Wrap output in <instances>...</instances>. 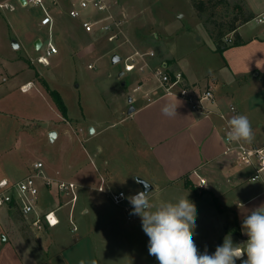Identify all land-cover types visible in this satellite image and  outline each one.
Segmentation results:
<instances>
[{"label": "rangeland", "instance_id": "1", "mask_svg": "<svg viewBox=\"0 0 264 264\" xmlns=\"http://www.w3.org/2000/svg\"><path fill=\"white\" fill-rule=\"evenodd\" d=\"M45 1L55 19L51 31L41 25L42 8L19 0H0V5H6L0 8V176L17 179L29 174L35 162H42L46 170L57 172L56 178L60 180L95 187L101 181L93 163L108 159L118 165L119 170L106 189H122L131 196L129 170H145L148 160L133 154V142L127 135L122 136L127 124L118 120L120 108L129 101L128 91L137 83V78H128V74L119 77L125 57L135 50L154 51L158 60L168 61L172 50L191 72L202 73V68L214 65L217 55L210 53L213 40L206 35L214 40L221 35L224 39L230 37L231 24H240L249 15L246 6L243 0H202L207 9L201 14L192 0H118L128 22L123 27L121 40L109 43L103 36L85 33L81 23L67 15L70 6L79 0ZM38 40L42 46L37 49ZM49 40L58 53L49 59V64H39L37 59ZM90 44L97 48L105 45L112 57L95 65L98 55L81 51ZM114 56L120 57V61L113 63ZM154 59H150L151 64ZM89 65L95 68L90 69ZM28 80L32 87L25 92L21 86ZM44 83L61 94L67 107V120L71 122L63 118ZM250 93L249 87L243 88L238 97L248 95L244 97L248 103ZM240 107L243 111V104ZM91 126L96 128L97 134H91ZM106 127L107 131L99 133ZM52 134H55L54 140ZM260 142L252 141L263 144V140ZM99 146L104 149L99 151ZM94 151L98 154L96 158ZM191 180L195 191L185 184L175 188L161 186L156 194L150 193V199L153 203L174 202L188 194L197 209L194 242L201 254L205 250L213 254L228 235L234 244L246 242L245 234H237L240 221L233 207L221 204L212 193L201 188L199 182ZM55 194L52 191L48 202L40 209L53 203L61 205L58 212L61 224L56 229L50 231L51 226L44 216H40L39 226L33 224L38 218L36 215L25 218L15 212L11 218L14 232L21 231L29 247L40 248L42 233L46 238L70 241L62 250L68 264L82 261L83 264L93 261L96 264H159L149 255V238L142 230L141 217L134 215V222L129 224L122 208L105 203L99 211L113 214L120 211L118 220L112 223L104 218L82 220L79 213L84 209L91 213V206L82 204V209L79 205L75 210L78 203L64 205L67 199L55 201ZM105 221L123 231L116 235L90 236L88 230L97 222L104 225ZM243 259H247L246 255ZM236 264L242 261L238 259Z\"/></svg>", "mask_w": 264, "mask_h": 264}, {"label": "crops", "instance_id": "2", "mask_svg": "<svg viewBox=\"0 0 264 264\" xmlns=\"http://www.w3.org/2000/svg\"><path fill=\"white\" fill-rule=\"evenodd\" d=\"M243 2L253 19L240 25L235 33H229V36L233 37V41L235 35H238V45L229 46L222 53L218 52L215 40L207 34V38L213 40L210 53L217 54V58L214 57V65L202 68V73L191 72L184 61L177 57L172 50L168 61L158 60L157 55L152 61L153 66L166 62L172 72H182L186 83L196 86L200 90L208 86L212 87L218 106L215 114L210 117L201 116L185 100L177 97L179 101H176V96L162 94L150 76L149 78L146 76L145 78H148L146 80L143 76L131 73L128 74V78H137V83L135 86L133 85L131 91H128L126 97H130L129 101L120 108L118 119L127 124L126 132L122 136L127 135L133 142L135 152L133 154L148 160V167L145 170L140 168L129 170L131 179L128 182L132 195L142 191L136 178L148 181L154 187L153 194H156L161 186L175 188L184 185L186 181L192 182L191 179L198 182L197 177L194 176V172H198L206 180L204 189L212 193L221 204L233 207L232 211L240 221V233H243L244 216L250 210L264 205V180L252 182L250 178L254 174V168L238 166L234 157L225 154L224 128L226 121L220 116L222 113L226 118H230L229 106H236L240 114L248 116L254 132V140H258L259 143L263 140L262 143H264V24H259L256 20L257 17L264 16V0H243ZM105 49V45L97 48L94 44H90L81 51L96 53L98 55L95 60L96 65L104 62V59L112 57L109 56L111 51ZM13 69L17 70L15 67ZM142 81L146 84L140 91L135 92L134 88ZM28 83L32 87L30 80L21 87ZM125 85L126 83H124ZM247 87L251 90L249 96L253 97L252 99L248 98V103L244 99L248 95L244 94L242 97H238V92ZM169 100L180 103L177 108L178 116L175 118L166 117L161 112L164 103ZM242 104L243 111L240 107ZM127 109L130 111H126V113ZM132 109L133 111H131ZM65 119L67 120L68 116ZM90 128L94 129L91 134H97L95 127L91 126ZM107 130V127L100 129L99 133ZM98 149L102 151L104 148L99 146ZM97 155V152L94 151L93 157L96 158ZM93 166L100 181L104 179L105 186L109 188L108 185L112 182L116 174L115 171L119 170L118 165L104 159L96 164L93 163ZM45 171L47 177L55 182L41 190L38 214L44 216L47 212L54 210L60 220L58 212L61 205L58 203H53L52 206L48 205L44 210L40 209V206H44V203L48 202L52 191L57 195L55 201L59 198L67 199V201L69 199L58 191L56 181H63L56 178L58 173H53L50 168ZM29 174H24L17 179L0 176V181L7 179L10 182H17ZM100 183L95 187L77 185L78 206L75 210L79 205L80 209H82V204L89 205L93 211L89 213L87 209L82 210L83 212L79 213L82 220L104 218L112 223L121 217V212L115 211L113 214L112 212L102 213L99 211L102 204L112 203L107 194L98 191ZM114 191H123L128 196V193L122 189ZM66 202L64 205L67 204ZM15 212L17 211L9 209L0 212V264H68L62 257V250L70 244V241H63L61 238H46V235L41 233L40 248L32 249L23 239L21 231L15 233L13 230L11 218L15 216ZM84 212L87 214L82 216L81 214ZM108 221H105L104 225L97 222L93 229H87L90 236H95L97 233L104 236L116 235L123 231L119 230V227L109 225ZM56 227H50V231ZM95 244L97 243L95 242Z\"/></svg>", "mask_w": 264, "mask_h": 264}, {"label": "built area", "instance_id": "3", "mask_svg": "<svg viewBox=\"0 0 264 264\" xmlns=\"http://www.w3.org/2000/svg\"><path fill=\"white\" fill-rule=\"evenodd\" d=\"M25 5L42 8L44 17L41 20V25L48 27L50 31L53 30L55 19L45 0H25ZM5 6L0 5V8ZM67 15L71 19L78 20L85 33L103 36L109 43L121 40V37L124 35L123 27L128 22L127 15L119 8L118 0H79L70 6ZM256 20L259 24H264V16L257 17ZM224 41L227 44H231L233 37H228ZM43 52L38 57L37 62L39 64H49V59L58 53V49L52 40H49L43 48ZM155 57L154 51L141 52L135 50L133 54L125 57L124 69L121 72H123V75L136 73L144 78L146 76L149 78L150 76L157 84V88L162 91V94L176 96L185 100L201 116L210 117L217 112V100L212 87L208 86L200 90L196 86L187 84L182 72H172L166 62L153 66L150 63V59H154ZM89 68L94 69L95 66L89 65ZM148 78L145 79L148 80ZM144 84L146 83L140 82L134 88V91H140ZM30 88V84H27L22 87V90L26 92ZM229 111L231 113L230 118H226L224 114L220 113L221 118L226 121L224 128L225 154L234 157L238 166L254 168V174L250 178L252 182L264 180V143L227 142L228 121L235 115H241L234 105L229 106ZM194 175L198 178L199 186L204 188L206 180L198 172H194ZM53 182L55 181L47 177L42 162L35 163L32 172L20 181L10 182L7 179L1 180L0 212L4 209L14 210L25 218L36 215L38 218L33 221V224L39 226L40 216L38 208L41 190L45 186L49 187L53 185ZM56 182L60 194L69 198L67 204L75 205L78 201L77 185L74 182ZM105 183L106 181L102 179L98 191L107 194L114 205L122 208L127 222L132 224L134 222V215L130 213H132L133 206L128 202L127 194L123 191L106 190ZM121 193H123V197ZM44 218L51 227H56L60 223L54 210L44 214ZM73 230L77 231V228L74 227Z\"/></svg>", "mask_w": 264, "mask_h": 264}, {"label": "clouds", "instance_id": "4", "mask_svg": "<svg viewBox=\"0 0 264 264\" xmlns=\"http://www.w3.org/2000/svg\"><path fill=\"white\" fill-rule=\"evenodd\" d=\"M176 101H179L177 97ZM176 101L164 103L161 108L164 116H178L180 103ZM228 129L226 140L229 143H251L254 139L247 115L233 116L228 121ZM127 200L133 206L130 214L141 217L142 230L149 238V255L154 256L159 264H236L238 259L242 264H264V205L250 210L243 218L242 231L248 237L246 242L234 244L228 235L213 254L207 250L201 254L194 242L197 209L188 194L174 202L153 203L150 191L144 188L128 196ZM245 255L247 259H243Z\"/></svg>", "mask_w": 264, "mask_h": 264}, {"label": "trees", "instance_id": "5", "mask_svg": "<svg viewBox=\"0 0 264 264\" xmlns=\"http://www.w3.org/2000/svg\"><path fill=\"white\" fill-rule=\"evenodd\" d=\"M192 2H193V5L195 6V8L197 9V11L199 13L202 14V13L206 12L207 4L204 1H202V0H199V1L192 0ZM252 19H253V16L248 15L242 20V22L240 24H236V23L231 24L230 29H229V33H232V32L235 33L237 31V29L240 27V25H243V24L251 21ZM237 39H238V35L236 34L235 35V40L232 42V44H227L224 41V37L222 35L219 36V37H216L215 38L216 50L218 52L222 53L229 46L238 45ZM43 85L46 87V89L49 92L50 96L53 98V101L56 104V106L58 107V109L61 112L62 116L64 118L67 117V107L65 105V102H64L61 94L58 91L52 90L47 83H44ZM185 185H186V187L191 188L193 191H195L193 182L186 181ZM239 231L237 232V234H240Z\"/></svg>", "mask_w": 264, "mask_h": 264}, {"label": "water", "instance_id": "6", "mask_svg": "<svg viewBox=\"0 0 264 264\" xmlns=\"http://www.w3.org/2000/svg\"><path fill=\"white\" fill-rule=\"evenodd\" d=\"M23 4H25V0H20ZM42 45V42L40 40H38L36 43H35V47L38 49L40 48V46ZM18 44H15V47H17ZM120 61V57L118 56H114L113 58V63H117ZM123 76V72H120L119 74V77H122ZM133 111V109L131 110ZM90 132L93 133L94 132V129L93 128H90ZM55 138V134H52L51 135V139L54 140ZM136 181L139 183L142 191L144 190V188H146L148 191H150V193L154 190V187L146 180H143L141 178H136Z\"/></svg>", "mask_w": 264, "mask_h": 264}]
</instances>
